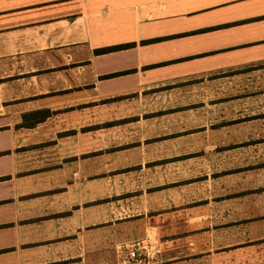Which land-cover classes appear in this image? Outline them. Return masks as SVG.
<instances>
[{
  "label": "crops",
  "instance_id": "0c3cea01",
  "mask_svg": "<svg viewBox=\"0 0 264 264\" xmlns=\"http://www.w3.org/2000/svg\"><path fill=\"white\" fill-rule=\"evenodd\" d=\"M0 264H264V0H0Z\"/></svg>",
  "mask_w": 264,
  "mask_h": 264
},
{
  "label": "trees",
  "instance_id": "16d2710c",
  "mask_svg": "<svg viewBox=\"0 0 264 264\" xmlns=\"http://www.w3.org/2000/svg\"><path fill=\"white\" fill-rule=\"evenodd\" d=\"M129 46L130 44L109 47V48L97 50L96 53H106V52H111V51H117V50L128 48ZM46 114L47 113L35 112V113H30L28 115H23L20 126L30 128L31 126L43 121L45 117L47 116Z\"/></svg>",
  "mask_w": 264,
  "mask_h": 264
},
{
  "label": "built area",
  "instance_id": "2783aa9c",
  "mask_svg": "<svg viewBox=\"0 0 264 264\" xmlns=\"http://www.w3.org/2000/svg\"><path fill=\"white\" fill-rule=\"evenodd\" d=\"M137 248H142L141 247V245H134V246H131L130 248H129V250H128V252H127V258L129 259V260H135L136 259V250H137Z\"/></svg>",
  "mask_w": 264,
  "mask_h": 264
}]
</instances>
